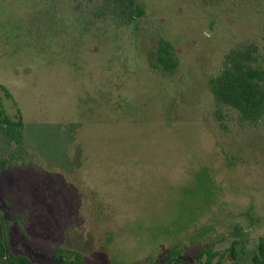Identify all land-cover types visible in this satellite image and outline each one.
Instances as JSON below:
<instances>
[{
	"label": "rangeland",
	"instance_id": "374dc122",
	"mask_svg": "<svg viewBox=\"0 0 264 264\" xmlns=\"http://www.w3.org/2000/svg\"><path fill=\"white\" fill-rule=\"evenodd\" d=\"M146 2L116 26L100 0H0V107L22 118L26 151L0 171V214L30 264H56L57 249L86 264H152L173 249L253 264L264 116L225 107L217 121L207 80L249 43L264 64V0ZM161 37L173 76L150 63ZM12 145L0 126V158Z\"/></svg>",
	"mask_w": 264,
	"mask_h": 264
},
{
	"label": "trees",
	"instance_id": "16d2710c",
	"mask_svg": "<svg viewBox=\"0 0 264 264\" xmlns=\"http://www.w3.org/2000/svg\"><path fill=\"white\" fill-rule=\"evenodd\" d=\"M98 12L114 25H123L143 16L146 0H100ZM103 11V12H102ZM97 13L96 17H100ZM259 47L249 43L232 48L222 58L221 66L208 77V88L212 96L213 115L217 121L222 119V109L231 108L242 121L255 122L264 116V64L260 60ZM150 63L163 75L173 76L178 69L179 59L170 39H158L152 51ZM1 106V105H0ZM0 126L8 143L13 144L9 157L0 158V171L14 164L25 155L23 145L24 123L20 116L11 119L0 107ZM235 256L234 253H232ZM200 249L193 261L179 257L173 249L163 260L152 264H227L223 255ZM56 264H86L80 252L70 249H57L54 253ZM253 264H264V237L259 238L252 255ZM0 264H30L25 253L14 255L8 246V234L0 214Z\"/></svg>",
	"mask_w": 264,
	"mask_h": 264
}]
</instances>
